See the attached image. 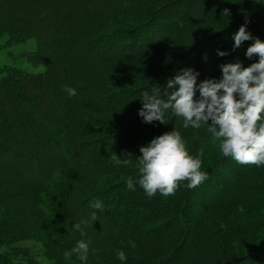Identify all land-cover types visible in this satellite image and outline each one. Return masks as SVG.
<instances>
[{
  "label": "trees",
  "instance_id": "1",
  "mask_svg": "<svg viewBox=\"0 0 264 264\" xmlns=\"http://www.w3.org/2000/svg\"><path fill=\"white\" fill-rule=\"evenodd\" d=\"M9 1L0 0L3 3ZM13 1L27 3L37 0ZM44 1L49 3V7L57 9L64 2L72 6L81 0ZM216 6L229 9L230 19L225 21L219 18ZM125 7L126 11L123 7L119 8L123 10L119 11L122 16L117 14L119 21L109 19L108 15L112 12L110 9L103 22L96 24V28L86 35L80 31L78 34L83 33V39L72 44L71 62L74 66L72 70L62 74L61 81H65L67 77L69 82L72 81L76 85V91L78 89L79 93L83 92L84 95L78 96L77 93L71 99L65 100V114L62 115L60 110L55 109L54 104H50L47 113L37 119L38 125L47 126L50 144L63 151L67 148L77 151L85 145L86 149L91 151L89 154L94 156L89 166L91 171L86 173L85 168L71 162L72 157L62 162L55 160L54 167L46 173L48 176L37 187L30 189L26 196L30 198L31 209L39 223H34L35 220L29 221L27 210L19 213L22 218L18 216L13 219L5 208L13 195L9 189L0 188V264H81L75 255L66 258L64 252L81 239L80 233L73 227L76 215L72 212L69 200L76 199L80 203L86 198L87 206V203L95 198L104 204L102 211L95 212L99 220L103 221V232H96L90 238L84 237L90 239L91 245L98 250L95 254L90 252L88 264H122L116 255L117 250L121 248L127 254L125 264H264V247H256L253 242L255 235L247 236L243 222L234 221L238 217L240 220H264V202L261 198H253L257 191L263 188L254 183L257 181L255 178L253 195L247 194L244 199L232 192L220 196L215 207L226 215L223 216L224 231L213 234L210 228L213 223L205 224L207 243H203L201 252H195L189 259L184 253L187 246L184 236L188 229H185L187 221L183 217V205L189 199L188 192L192 188L185 187L187 181H183L174 194L159 196L157 192L158 195L149 198L139 184L135 183L140 176L136 161L141 155L140 146L147 144L155 136L171 131L173 126L187 141L191 154H196L203 148L201 170L208 173L207 178L221 183L224 172L231 174L238 186L246 185L249 180L243 175L248 170L262 175L264 166L240 164L231 157L222 156L218 140L207 134L203 128L183 129L175 117L168 119L166 125L159 122L143 123L138 116V110L142 107L141 92L151 88L154 83L163 87L166 80L160 79L159 75L153 77L147 70H141L131 72L133 76H130L129 80L132 81L121 85L119 82H123V75H117V67L114 69L110 67L111 64H107L118 60L122 51L119 50L110 56L106 52L93 53L92 50L96 45H99V48L106 45L110 49L107 42L117 38L121 41V46L127 42L129 51H133L137 46L146 47L150 37L147 32H154L167 25L166 28L182 50V64L188 67L200 64L201 68H207L209 73L219 77L217 74L221 73L217 67L222 61L226 63L230 62V59L239 58L245 66L252 62L244 56L251 41L244 42L239 49L231 52V34L247 22V30L254 37L264 40V0H140L137 10L133 13L129 9L131 5ZM45 18L44 14H39L40 20ZM111 20L118 22L110 23ZM26 23L22 28L14 27L10 36L4 35L8 34L5 28L0 34V38H5L0 39V86L9 89L11 93L20 89V99L25 98L24 102L32 94V84L35 81L47 84L49 78L56 75L52 71V65L42 63L37 57L40 44L43 43L39 37L41 28L31 26L30 22ZM119 24L123 25L120 31L117 30ZM26 27H31L32 31L24 30ZM27 41H35L36 53L23 48V43ZM217 49L229 51L231 54L219 57ZM135 53L137 52H132L131 55L135 56ZM188 53L194 60L198 58L195 64L191 65L192 60L189 62L190 58H185ZM107 56L109 59L102 60ZM93 57L97 62H94V66L90 65L88 72L92 73V76H89L85 73L86 67ZM132 67L130 65V68ZM125 68L124 66L123 70ZM77 70L84 72L77 75ZM51 88L55 101L64 99L63 83L53 82ZM1 101L5 103L0 102V156L7 150L10 151V143L19 142L18 130L23 125V122L20 125V120L15 114L16 117L7 116H12L13 122L5 120L7 118L3 119L2 111L7 112L5 106L9 101ZM30 103L27 105L31 106L32 110L37 108L36 102ZM77 103L83 104V108L88 112L83 120L74 117ZM60 115L66 120H53ZM76 120L81 128L71 131ZM139 124L141 126H138ZM44 149L45 147L38 148V154L41 155ZM115 155L122 160L127 159L128 163L117 165ZM215 168H220V173ZM4 177L0 176V186ZM129 177L133 178L135 190L127 188L126 181ZM243 188L247 189V186ZM104 198L107 199L103 200ZM185 207L184 205V209ZM203 221L202 219L200 222ZM173 223L175 227L171 225ZM188 224L192 226L191 220H188ZM213 227L218 228L216 223ZM130 241L135 242L134 248ZM105 243L115 249L113 255L105 253Z\"/></svg>",
  "mask_w": 264,
  "mask_h": 264
},
{
  "label": "rangeland",
  "instance_id": "2",
  "mask_svg": "<svg viewBox=\"0 0 264 264\" xmlns=\"http://www.w3.org/2000/svg\"><path fill=\"white\" fill-rule=\"evenodd\" d=\"M139 3L140 0H81L78 3H74L72 6H69L68 3L64 2L60 4L57 9H54V7H49V3L44 0H37L35 2L29 1L27 3L24 1L14 2L13 0H10L8 3L0 2V26H2L0 27V34L3 33L2 29L5 28L8 31V34L4 33V35L10 36V32H14V27L22 28L23 24H27L26 22H30L31 26L33 27L41 28L39 29L41 30L39 37L43 43L40 44V52L37 57L42 63L52 65V71L54 74H56L55 76H51L49 78L47 84L35 81L32 84L33 92L30 97H28L27 101L25 100L26 103L24 102L25 98H22V100L20 99L22 94L20 89H17L16 93H11L9 92V89H5V87L0 86V102H2L1 100L9 101V104L5 106L7 107L8 114L7 112L2 111L4 115L3 119L7 118L8 115H13V117L18 116L21 123L20 125H22L23 122V125L18 130L19 142L13 144L10 143L8 146L10 151L7 150L5 154L0 156V176H5L1 181L0 188H6V190L9 189L13 195L8 200V204L5 205L6 210L9 211L10 216L13 219L17 218L22 210H27L29 213V221L32 222L35 220L34 223L39 221L31 209L30 198H26V196L29 194L30 189L37 187L41 181L48 176L46 173L48 170H51L54 167L55 160L62 162L63 160L67 161L72 157V160H70L71 162L77 163L80 168H85L86 173L91 171L89 166L93 162L94 156L89 154L91 151L86 149L87 147L85 145L79 148L77 151L72 150V148H67V150L63 151L54 144H50L49 141L51 138L47 133V126H43L41 124L38 125L37 119L47 113L50 104H54L55 109L60 110L62 115L65 114L64 102L65 100L67 101L71 99V97L65 91V88H77L74 82H69L67 77H65V81H61L62 74L65 71L72 70L74 66V63L71 62L73 57V50L71 48L72 44H76L77 41L79 42L80 39H83V33L84 35L88 34L89 32L91 33V31L96 28V24L103 22L104 18H107V11L109 12L110 9L112 12L111 15H108V17H110L109 19H117L119 21L117 14L123 12V10H119L120 7H123L126 11L127 8L125 6L131 5V8L129 9L133 13L135 10H137ZM223 10L224 9L222 7L216 6V13H218L219 18H222L225 21L229 20L230 15L225 17L222 14ZM102 13H105V15ZM39 14H44L46 18L40 20ZM99 14L102 15L99 16ZM120 14L122 16V13ZM117 20H111L109 22L117 24ZM122 26L123 25L119 24L117 30L120 31ZM8 27H11L12 29ZM166 27L167 25L154 32H147L150 37L148 39L149 44H147L146 47L140 48L137 46L132 49L133 51H129V48L126 47L127 42H124L121 46V41H118L117 38L107 42L110 49L107 48L106 45H104L103 48H99V45H96L92 50L93 53L106 52L110 56L115 55L114 53H117L119 50L122 51L118 60H113L111 63L107 64H111L110 67H113L114 69L117 67V75H123V82H119L121 85L127 83L128 81H132L129 80V77L133 76L131 72L141 70H147L153 75V77L159 75L158 77L160 79L166 80L174 75V73L179 69L188 67L185 64H182V60H184L182 58V50L179 49L180 47H178L175 37ZM24 30H29V32L32 31L31 27H26ZM80 31L83 33L78 34ZM106 33L108 32L106 31ZM0 39L2 40L5 38L1 37ZM34 42H24L23 45L25 46L23 48L29 49L32 53H36L37 49ZM145 49L149 50V52ZM132 52L137 53H135V56H132ZM109 53H112V55ZM188 57L190 58L189 62L192 60V62H190L191 65L197 62L195 60L198 58L194 60V58L190 56L189 53L185 58ZM92 59L89 60L90 64L87 65L85 72L88 73L89 76H92V73L88 72L90 65L92 64V66H94V62H97L95 57ZM107 59H109L108 56L102 58V60ZM236 59L239 58L230 59L229 61L233 62ZM222 63H224V61H222ZM130 65L133 67L130 68ZM134 65H138V67H134ZM124 66L126 68L123 70ZM192 67L200 72L201 75L199 79L201 80L204 78L216 77L215 74L209 73L207 68H201L200 64H198V66ZM217 69H219V67H217ZM80 72L83 73L84 71L82 70ZM80 72L77 70L76 74L78 75ZM106 75L107 74H105V76ZM217 76H220V74H217ZM52 81H60L63 83V90L65 91L64 99L59 101L54 100L53 95L55 94L51 88V84H53ZM77 93L78 96L84 95L83 92L79 93L78 89ZM30 101L36 102V109L32 110V107L27 105V103H30ZM87 113L88 112L83 108V104H76V113L74 116L75 119L79 120L80 118L83 120ZM14 114L16 116H14ZM11 117L12 116H9V118L5 120H10L9 122H13ZM53 120L61 122L66 119L64 116L61 117L60 115L58 118ZM72 121L73 120H71V122ZM72 125L71 131L74 129L80 130L81 128L77 120ZM138 126H141V124ZM26 137H29V139H26ZM40 147H45L43 152H41V155L37 152L38 148ZM34 150L36 152H34ZM215 170L220 173V168H215ZM243 177L249 180L248 184L238 186L237 182H234L235 179L231 174L222 172L221 183L215 181V179L212 180L211 178H207L198 186L192 188L190 192H188L189 199H187L184 203L186 206L185 209L183 205V217L185 221H187V226L185 229H188L187 234L184 236L187 243V246L184 248V253L186 254V257H188L187 259L193 256L195 252H201L203 243H207L205 239V224H217V229L213 227V224L210 226V228L213 230V234L218 231H220V233L224 231L222 224L223 216L226 215L215 207V203L219 201L218 199H220L221 195L232 192L238 194L241 199H244L247 194L251 193V195H253V178H255L257 181H254V183L256 185H261L263 188L258 190L253 198H261V200L264 202V174L258 175V173L254 172V170H248L246 174L243 175ZM245 186H247V189L243 188ZM156 195H158V193ZM105 199L107 198H104L103 200ZM85 202H87V198L85 201L80 203L79 200L76 199L69 200V204L71 205L70 207H72V212L76 215L73 223L76 224L80 223L81 221H87V223L82 224L81 227L86 232V238H90L92 235H95L96 232H103V221L99 220V217L97 216L94 221L91 219V214L98 210L92 208L90 206V202L87 203L88 206L85 204ZM211 206L215 208H211ZM20 218H22V216ZM202 219L204 221L200 222ZM188 220H191L192 226H189ZM235 220L237 223L243 222V225L246 226L245 231L247 232V236L252 237L253 234L255 235L253 242L255 243L256 247H264V220L261 219L260 221H251L250 219L246 218H242V220H240L239 217L235 218L234 221ZM171 225L175 227L174 223ZM248 229L251 231H248ZM105 244V253L108 255H113L115 249L110 248L107 243ZM91 247L93 246L91 245ZM89 256L91 257L90 253Z\"/></svg>",
  "mask_w": 264,
  "mask_h": 264
},
{
  "label": "clouds",
  "instance_id": "3",
  "mask_svg": "<svg viewBox=\"0 0 264 264\" xmlns=\"http://www.w3.org/2000/svg\"><path fill=\"white\" fill-rule=\"evenodd\" d=\"M225 17L230 10L225 8ZM231 52L239 49L244 42L251 41L244 56L252 61L247 66L236 59L219 65L220 76L199 79L200 72L193 67L179 69L166 79L163 87L154 83L151 88L141 92L142 107L138 116L145 124L159 122L166 125L168 119H178L183 129H201L219 141L220 153L231 157L240 164L264 166V41L254 37L247 30V22L231 34ZM229 51L217 49V55H230ZM70 97L76 96L75 88L66 87ZM140 156L136 158L139 179L135 182L151 198L159 192L162 196L174 194L180 183L194 188L207 179L208 173L201 170L203 148L191 154L187 141L173 126L153 137L150 142L140 146ZM117 165L127 164V159L115 155ZM133 178L126 181L127 188L135 190ZM90 206L103 210L104 204L96 199ZM96 219V213L91 214ZM87 221L76 223L73 227L80 233L75 245L64 252L66 258L75 255L81 264H88L89 253L98 250L91 247L92 241L86 239L81 227ZM134 248V241L129 242ZM117 259L125 264L127 254L117 250Z\"/></svg>",
  "mask_w": 264,
  "mask_h": 264
}]
</instances>
